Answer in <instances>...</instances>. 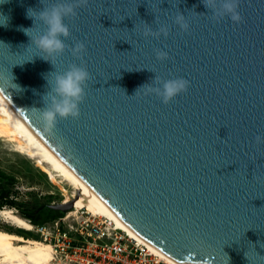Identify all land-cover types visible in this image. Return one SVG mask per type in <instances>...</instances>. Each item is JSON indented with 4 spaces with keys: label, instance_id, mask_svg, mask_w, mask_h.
Listing matches in <instances>:
<instances>
[{
    "label": "water",
    "instance_id": "95a60500",
    "mask_svg": "<svg viewBox=\"0 0 264 264\" xmlns=\"http://www.w3.org/2000/svg\"><path fill=\"white\" fill-rule=\"evenodd\" d=\"M224 3L4 0L0 90L150 247L176 261L264 264V0H239V22ZM55 6L73 12L63 51L47 55L33 37L48 26L26 12ZM73 65L89 73L79 116L49 128L52 82ZM177 78L187 89L164 103L157 90Z\"/></svg>",
    "mask_w": 264,
    "mask_h": 264
},
{
    "label": "bare ground",
    "instance_id": "6f19581e",
    "mask_svg": "<svg viewBox=\"0 0 264 264\" xmlns=\"http://www.w3.org/2000/svg\"><path fill=\"white\" fill-rule=\"evenodd\" d=\"M0 139L10 143L17 152L34 161L37 167L47 173L52 182L58 184L66 182L71 186L73 190L71 194L65 186H61V191L65 196L62 203H71L72 205L68 211L70 215L82 209L87 210L94 216L100 215L113 221L118 228L144 242L104 204L75 172L56 157L32 131L1 90ZM0 214L17 228L31 230V224L17 216L13 211L4 209L0 211ZM150 249L168 264H203L192 261H176L152 247ZM0 264H52L51 246L35 239L24 238L17 233L0 230Z\"/></svg>",
    "mask_w": 264,
    "mask_h": 264
},
{
    "label": "built area",
    "instance_id": "2783aa9c",
    "mask_svg": "<svg viewBox=\"0 0 264 264\" xmlns=\"http://www.w3.org/2000/svg\"><path fill=\"white\" fill-rule=\"evenodd\" d=\"M29 223L28 231H36L40 241L51 246L52 264H168L113 221L84 209Z\"/></svg>",
    "mask_w": 264,
    "mask_h": 264
},
{
    "label": "clouds",
    "instance_id": "9594fccd",
    "mask_svg": "<svg viewBox=\"0 0 264 264\" xmlns=\"http://www.w3.org/2000/svg\"><path fill=\"white\" fill-rule=\"evenodd\" d=\"M4 0H2L3 3ZM239 0H225L223 5L224 11L230 14L232 21L239 22L241 16L237 11ZM73 12L71 6H55L50 10H45L36 13L32 8H28L26 15L29 18L39 17L43 18L48 28L45 34L33 37L36 46L47 55L53 53L62 52L65 45L59 38V35L68 36V27L62 22L64 15H68ZM0 25H6L8 18L3 14H0ZM182 19V18H180ZM182 27L186 28V24H182ZM23 31L26 35L31 36L32 32L30 28H24ZM84 44H77L73 52L80 53L84 49ZM159 56L166 55L165 53H159ZM47 58V56H45ZM89 78L88 71L79 66H71L63 74L56 75L53 80V91L56 96L52 98V105L47 110L43 111L42 118L46 125L50 128L54 125L56 117H78L79 103L82 101L84 96L83 85ZM188 86V81L183 78L165 80L162 85V90H157L164 103H168L177 94L185 91ZM151 91V89H149ZM57 97H59L57 99Z\"/></svg>",
    "mask_w": 264,
    "mask_h": 264
},
{
    "label": "rangeland",
    "instance_id": "374dc122",
    "mask_svg": "<svg viewBox=\"0 0 264 264\" xmlns=\"http://www.w3.org/2000/svg\"><path fill=\"white\" fill-rule=\"evenodd\" d=\"M0 171L14 177L16 182L13 190L17 192L18 202L24 205L25 210H42L43 212L51 209L58 216L68 213L59 208L64 201L65 196L61 191V186L69 191H73L71 186L66 182L62 184L51 181L46 172L37 167L34 161L30 160L23 154L17 152L13 145L0 139ZM8 209L13 211L17 216L21 217L29 223L21 215V211L15 208L3 207L1 210ZM0 210V211H1ZM0 230L17 233L27 239H35L40 241L39 234L36 231H28L17 228L10 222L6 221L0 214ZM30 235H25L26 233ZM42 242V241H40Z\"/></svg>",
    "mask_w": 264,
    "mask_h": 264
},
{
    "label": "trees",
    "instance_id": "16d2710c",
    "mask_svg": "<svg viewBox=\"0 0 264 264\" xmlns=\"http://www.w3.org/2000/svg\"><path fill=\"white\" fill-rule=\"evenodd\" d=\"M16 179L5 172L0 171V210L3 207L15 208L21 211L22 217L29 220L32 224H42L59 217L54 211L48 209L42 210H25L24 205L18 202L17 192L13 190ZM26 233V232H25ZM30 235L29 233L25 234Z\"/></svg>",
    "mask_w": 264,
    "mask_h": 264
}]
</instances>
